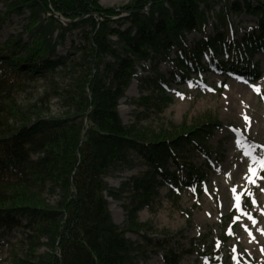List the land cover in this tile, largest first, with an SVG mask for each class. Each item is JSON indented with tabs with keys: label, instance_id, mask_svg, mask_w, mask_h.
Segmentation results:
<instances>
[{
	"label": "trees",
	"instance_id": "1",
	"mask_svg": "<svg viewBox=\"0 0 264 264\" xmlns=\"http://www.w3.org/2000/svg\"><path fill=\"white\" fill-rule=\"evenodd\" d=\"M51 9L71 22L44 16ZM26 12L28 40L0 44V241L18 231L22 243L12 264H139L159 248L162 264H179L181 255L153 242L137 211L166 180L177 190L191 177L203 178L182 148L205 154V140L220 123L209 117L154 132L123 123L119 101L146 62L153 76L140 79L154 88L162 105L170 100L164 94L170 81L183 82L191 71L256 75L246 58L264 48V0H128L119 6L99 0H10L4 16ZM243 12L257 22L237 36L230 18ZM210 13L213 35L206 33ZM192 33L201 37L189 45ZM67 39L70 47L59 53ZM204 53L207 67L201 63ZM221 53L226 57L218 59ZM162 61L173 64L169 79L157 70ZM40 80L48 89L25 102L16 99ZM52 97L56 114L48 106ZM135 153L148 169L122 185L136 200L122 229L106 199L119 198L122 189L104 179L133 166ZM125 231L140 233V240H130Z\"/></svg>",
	"mask_w": 264,
	"mask_h": 264
},
{
	"label": "rangeland",
	"instance_id": "2",
	"mask_svg": "<svg viewBox=\"0 0 264 264\" xmlns=\"http://www.w3.org/2000/svg\"><path fill=\"white\" fill-rule=\"evenodd\" d=\"M127 1L99 0V3L119 6ZM9 2L0 0V44L12 38L28 40L24 30L27 12L4 16ZM230 19L237 36H242L246 29L254 28L257 22L255 16L246 13L231 16ZM214 22L215 17L210 13L206 33L213 35ZM200 37L198 33L188 35L189 45ZM69 47L67 39L58 52L64 53ZM205 57L204 54L201 60L204 65ZM225 57L226 54L221 53L217 58ZM248 59L250 66L257 64L258 78L252 80L209 69L200 76L191 72L183 83L170 81L164 91L170 100L164 105L155 100L160 96L154 88L142 81L153 76L150 63L146 62L145 69L138 67L137 78L131 81L119 101L118 111L123 123L154 132L169 130L171 125L182 123L201 124L209 117L216 118L220 123L205 140V154L196 147L182 148L185 159L198 169L202 180L192 177L188 184L173 191L170 180H166V184L158 188L155 198L137 211V220L149 225L146 233L153 242L172 247L181 255L179 264H245L247 261L264 264V209L261 207L264 190L262 193L259 191L264 188V181L263 185L260 184L264 180V170L252 177L254 183L245 178L252 176L249 166L258 168V161L264 158V113L259 117L252 114L264 107V49L256 51ZM173 68L172 63L164 61L157 66L165 79H169ZM254 86L259 88V92ZM48 87L40 80L32 89L18 92L15 97L19 102H25ZM141 97L147 99L139 102ZM231 98L232 101L236 99L237 111L232 110ZM154 102L161 104L160 110L149 105ZM48 106L50 114L58 112L55 97L50 99ZM134 157L133 166L114 171L104 179L109 187L117 191L122 189L119 198L106 196L112 219L122 229L128 224L129 206L136 204V200L131 198L132 190L122 188V185L133 177L142 176L148 169L142 156L135 153ZM167 167L169 171H174L172 163L168 162ZM158 180H161L160 177ZM237 195L240 197L239 209L234 198ZM125 236L132 241L140 240V233L125 231ZM0 243V264H12L13 254L22 249L20 233L13 231ZM152 247L148 246V249ZM149 254V259L139 264H162L161 248Z\"/></svg>",
	"mask_w": 264,
	"mask_h": 264
},
{
	"label": "snow or ice",
	"instance_id": "3",
	"mask_svg": "<svg viewBox=\"0 0 264 264\" xmlns=\"http://www.w3.org/2000/svg\"><path fill=\"white\" fill-rule=\"evenodd\" d=\"M254 88H255V90L257 91V92H259V88H257V87H255L254 86ZM178 95H179V93H178ZM183 98V97H182ZM246 119H247V117H246ZM258 163H259V167L258 168H254V167H252L251 165L249 166V173H251L252 174V176H246L245 178L249 181V183H254L255 181H254V179L252 178V177H254V176H256L257 175V173L259 172V171H262V170H264V158H261L259 161H258ZM235 189H233V192L235 193ZM249 195H252L251 193H248ZM235 199H236V201H237V204H236V207L239 209V207H240V197H239V195H237V196H235L234 197ZM253 202L255 203V200H253ZM246 215H247V213H245ZM249 219H252V217L251 216H249ZM253 223H255V221L253 220Z\"/></svg>",
	"mask_w": 264,
	"mask_h": 264
},
{
	"label": "bare ground",
	"instance_id": "4",
	"mask_svg": "<svg viewBox=\"0 0 264 264\" xmlns=\"http://www.w3.org/2000/svg\"><path fill=\"white\" fill-rule=\"evenodd\" d=\"M231 101H232V98H231ZM236 101V99H234L232 102H231V105H232V110L233 111H237V105L234 103ZM250 113V112H249ZM262 113H264V107H260V110H257V112H255V113H252V114H254V115H256V117H259L260 115H262ZM251 114V113H250ZM258 128L260 127V126H257ZM255 129V128H254ZM255 130H257V129H255ZM263 181L264 180H261L260 181V184L261 185H263ZM263 190H264V188L262 189V190H260L259 189V191L262 193L263 192ZM261 207L264 209V202H262L261 203Z\"/></svg>",
	"mask_w": 264,
	"mask_h": 264
}]
</instances>
